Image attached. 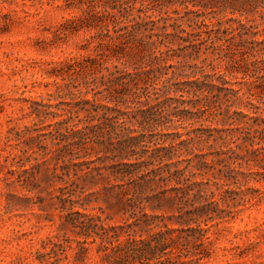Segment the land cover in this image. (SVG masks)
Segmentation results:
<instances>
[{"label":"trees","instance_id":"obj_1","mask_svg":"<svg viewBox=\"0 0 264 264\" xmlns=\"http://www.w3.org/2000/svg\"><path fill=\"white\" fill-rule=\"evenodd\" d=\"M63 2L79 15L50 43L91 34L86 54L43 71L55 100L24 101L35 122L8 129V174L31 193L36 156L52 163L74 263L204 264L220 224L264 201V0ZM252 244L223 247L226 264Z\"/></svg>","mask_w":264,"mask_h":264},{"label":"rangeland","instance_id":"obj_2","mask_svg":"<svg viewBox=\"0 0 264 264\" xmlns=\"http://www.w3.org/2000/svg\"><path fill=\"white\" fill-rule=\"evenodd\" d=\"M63 1L0 0V104L4 109L0 114V264H50L39 260L36 253H47L49 248L45 250L42 246L52 237L66 242L64 253L57 250L60 258L66 256L60 264H79L74 263V235L70 228L62 226L57 209L55 196L60 184L55 182L52 163L44 164V159L36 156L41 166L36 171V188L28 193L8 174L15 168L10 167V160L5 161L8 149L4 145L8 129L22 130L35 122L26 116L25 100L47 99V94H51L54 102V84L43 73L50 68L47 65L86 54L79 48L91 34L80 33L65 42L50 43L55 26L79 15L61 8ZM20 149L13 153L19 154ZM241 210L234 221L220 224L224 230L218 231L213 256L204 264H226L223 247L246 246L250 241L253 244L248 253L237 257L232 264H264V201ZM97 261L91 252L82 264H97Z\"/></svg>","mask_w":264,"mask_h":264}]
</instances>
